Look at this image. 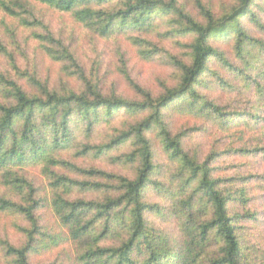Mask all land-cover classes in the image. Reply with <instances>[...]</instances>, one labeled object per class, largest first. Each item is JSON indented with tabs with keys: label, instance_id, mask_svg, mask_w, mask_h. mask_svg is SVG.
<instances>
[{
	"label": "trees",
	"instance_id": "obj_1",
	"mask_svg": "<svg viewBox=\"0 0 264 264\" xmlns=\"http://www.w3.org/2000/svg\"><path fill=\"white\" fill-rule=\"evenodd\" d=\"M35 1L72 13L79 23L102 39L129 31L151 33L157 27L155 20L167 16L177 32L191 34L193 42L189 46V62L173 59L180 72L178 85L166 88L158 97L139 86L135 89L140 99L104 93L98 82L85 76L70 50L51 34L38 38L61 48L44 46L47 55L54 61L69 63L65 70L75 69L74 75L84 84L82 89L64 87L58 91L35 73H21L20 77L24 75L31 83L30 91L0 73L4 97L0 102V177L18 197L10 200L0 195V213L19 215L27 222V227H20L25 240L22 245L13 246L0 239L10 263L33 264L31 258L38 249L67 245L72 264H257L246 246L241 225L242 220L255 218L242 216L232 207L236 201L248 202L246 192L239 190L233 178L215 176L213 163L218 154L210 155L204 162L190 155L184 146L186 132L174 134L166 123L165 111L173 106L183 107L220 120L224 128L230 129L225 108L199 91L208 75L220 87L230 86L211 67L212 62L241 73L242 80H252L259 93L264 94L260 81L264 80V39L251 34L244 25V19L248 18L264 31L259 17L264 0H236L218 12L203 0H196L199 17L180 0ZM0 8L13 17L20 16L18 10L28 13L23 0H0ZM23 21L28 26L39 24ZM228 38L235 60L214 43ZM131 41L139 48L154 47L139 37ZM147 50L139 51L144 59L159 51L156 47L152 52ZM0 54L8 55L1 41ZM249 71L255 75L250 76ZM120 111L130 114L134 123L124 129L114 126L113 135L107 136L105 143L93 144L98 130L106 129V125L111 127ZM140 116L143 118L139 120ZM154 131L158 132L162 150L172 163L166 169L170 178L164 182L156 177L165 168L155 163L149 136ZM79 134L88 142L78 141ZM128 143L133 151L115 162L137 166L134 177L81 167L63 158L66 152H75L74 157L95 154L101 158ZM30 168L41 169L42 176L54 189L51 209L65 234L42 228L37 215L41 201L28 177ZM60 170L70 171L80 179L61 174ZM74 190L105 196L99 200L70 199ZM148 190L160 196L165 193L170 202L167 206L148 202ZM151 214L170 222L166 230L154 225Z\"/></svg>",
	"mask_w": 264,
	"mask_h": 264
},
{
	"label": "rangeland",
	"instance_id": "obj_2",
	"mask_svg": "<svg viewBox=\"0 0 264 264\" xmlns=\"http://www.w3.org/2000/svg\"><path fill=\"white\" fill-rule=\"evenodd\" d=\"M12 0H8L10 2ZM27 4L28 13L20 12V16L13 17L0 8V41L6 48L8 55L0 54V73L18 81L27 90L31 83L21 73L37 74L42 81H46L55 90L82 89L83 83L75 69L66 71L69 63L63 64L52 60L45 51L44 46L59 50L61 45L70 50L77 63L85 71V76L98 82L104 93L118 95L128 99H140L136 91L139 86L150 91L155 97L160 96L168 87L178 85L180 72L175 67L173 59L189 62V46L193 42L191 34L177 32L176 27L169 22V17L155 20L157 26L151 33L127 32L116 34L110 39H102L84 25L79 23L71 13L61 12L57 9L40 4L35 0H23ZM192 14L198 16L196 0H180ZM206 5L212 6L216 12L223 7H230L236 0H203ZM260 12V19L264 23V1ZM259 12V11H258ZM199 17V16H198ZM23 20L30 23L39 22L37 26H28ZM244 25L254 36L264 39V31L251 24L248 18ZM51 36L61 45L50 46L41 42L38 36ZM142 38L153 44L159 51L144 59L139 53L141 49L133 45L131 38ZM226 56L235 60L231 38L214 41ZM153 52V53H155ZM211 67L217 70L230 84L229 87H220L218 82L208 75L200 88V93L225 108L229 114L230 129H226L220 120H214L199 115L196 111H189L183 107H171L165 111V120L174 134L186 132L184 139L185 150L204 162L212 154L216 155L213 167L215 176L233 178L239 190L246 192L248 202L242 204L236 201L234 210L242 215H250L253 220L241 221L246 246L252 251L257 264H264V94L259 93L252 80H242L241 73L230 71L219 62H212ZM254 76L255 72L247 73ZM262 86L264 88V80ZM216 83V84H215ZM3 89L0 88V102L4 101ZM175 107V108H174ZM173 108V109H172ZM112 126L98 130L93 144L105 143L110 134L113 135L114 126L124 129L134 123L133 117L122 111L118 112ZM113 118V119H114ZM142 119L143 116L137 117ZM139 119V120H140ZM138 120V121H139ZM154 146L155 163L164 167V172L158 173L157 178L163 182L169 179L166 169L172 167L169 157L163 152L158 132L149 133ZM84 136L79 134L78 141L82 142ZM87 139V138H86ZM84 139L83 143L88 140ZM92 143V142H91ZM242 150V151H241ZM133 151L131 143L117 147L106 155L97 157L95 154L87 158L74 157L75 152H66L63 158L86 168H95L108 173L134 177L137 166L116 163L115 159L125 156ZM247 152V153H246ZM61 154V155H62ZM61 174L78 178L74 173L60 170ZM28 177L36 187L38 199L41 201L37 213L40 224L44 229H50L55 234H65L58 223L57 217L51 209L54 189L46 180L39 168H30ZM82 180V179H81ZM105 184L107 181L102 180ZM237 188V189H238ZM0 195L10 200H18L17 195L3 183L0 177ZM103 193L94 191L74 190L70 199L99 200L104 198ZM146 200L152 204L167 206L170 197L165 193L160 196L158 192L148 190ZM151 221L159 228L166 230L169 226L166 220L150 215ZM27 227L23 217L10 213H0V239L7 240L13 246L24 243V236L20 231ZM33 264H72L71 251L67 245L50 250L38 249L31 258ZM0 244V264H11Z\"/></svg>",
	"mask_w": 264,
	"mask_h": 264
}]
</instances>
